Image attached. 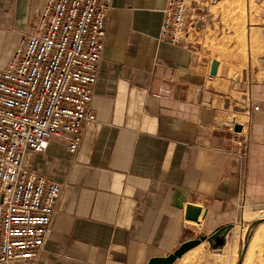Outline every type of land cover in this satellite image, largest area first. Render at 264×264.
<instances>
[{
    "label": "crops",
    "instance_id": "1",
    "mask_svg": "<svg viewBox=\"0 0 264 264\" xmlns=\"http://www.w3.org/2000/svg\"><path fill=\"white\" fill-rule=\"evenodd\" d=\"M45 2L0 0V69ZM165 3L113 0L95 122L74 154L64 137L26 154L32 171L62 185L34 264H148L229 224L225 239L204 241L173 264H237L248 226L264 212V112L251 111L244 134L219 128L231 118L241 123L246 108L264 107V6L245 54L233 44L223 54L211 13L218 0L198 10L205 19L187 47L159 40ZM175 189L185 193L182 209L173 205ZM187 206L201 209L198 223L185 219ZM259 225L241 264L262 236Z\"/></svg>",
    "mask_w": 264,
    "mask_h": 264
},
{
    "label": "built area",
    "instance_id": "2",
    "mask_svg": "<svg viewBox=\"0 0 264 264\" xmlns=\"http://www.w3.org/2000/svg\"><path fill=\"white\" fill-rule=\"evenodd\" d=\"M212 0H166L159 40L187 47ZM113 0H46L39 19L19 38L0 69V264H34L62 185L24 163L49 140L64 137L70 154L95 122L91 109ZM251 99L250 94L247 95ZM246 108L241 133L250 125ZM241 142H239L240 144Z\"/></svg>",
    "mask_w": 264,
    "mask_h": 264
},
{
    "label": "rangeland",
    "instance_id": "3",
    "mask_svg": "<svg viewBox=\"0 0 264 264\" xmlns=\"http://www.w3.org/2000/svg\"><path fill=\"white\" fill-rule=\"evenodd\" d=\"M218 2L216 6L211 7V13L215 14L216 21L219 22V35L223 41L218 49L224 54L233 44L238 54H245L249 31L252 37L255 35L253 33L255 30H251L250 27L257 21L255 17L260 14V7L264 6V0H218ZM262 243H264V230L261 237H255L251 242L244 264H264V244Z\"/></svg>",
    "mask_w": 264,
    "mask_h": 264
},
{
    "label": "water",
    "instance_id": "4",
    "mask_svg": "<svg viewBox=\"0 0 264 264\" xmlns=\"http://www.w3.org/2000/svg\"><path fill=\"white\" fill-rule=\"evenodd\" d=\"M217 66H218V62L212 61L211 71H210L211 76H214L216 74ZM219 128L228 129L229 131H232L234 133L241 132V126L236 124L235 119H233V118L228 119L227 121L220 123ZM174 200H175V203L173 205L179 209H182L183 203L186 200L185 193L183 194L181 189H175L174 190ZM200 211H201V209H199V208L187 206L186 210H185V219L193 221V222H197V217L199 216ZM263 222H264V212H260V213H258L256 220L248 226L246 233L243 237V242H242L241 249H240V252L238 255L239 260H238L237 264H241L243 259H244L246 250L248 248L249 236L251 234V231L257 225H259ZM233 227L234 226L231 224L221 226V227L217 228L210 236L202 235L198 239H195L192 241H187V242L183 243L182 245H180V247L178 249H176L172 254L168 255L167 257H165V258H153L148 262V264H173L176 259L181 258L182 255L185 254L188 250L198 246L199 244H201L204 241H208L211 246H214L215 239L217 237H222L223 239H225V237L227 236V234L231 231V229Z\"/></svg>",
    "mask_w": 264,
    "mask_h": 264
},
{
    "label": "bare ground",
    "instance_id": "5",
    "mask_svg": "<svg viewBox=\"0 0 264 264\" xmlns=\"http://www.w3.org/2000/svg\"><path fill=\"white\" fill-rule=\"evenodd\" d=\"M243 122H244V120H243L241 123H243ZM262 226H264V224L259 225L258 227L260 228V227H262ZM258 227H257V228H258ZM249 247H250V246H249Z\"/></svg>",
    "mask_w": 264,
    "mask_h": 264
}]
</instances>
